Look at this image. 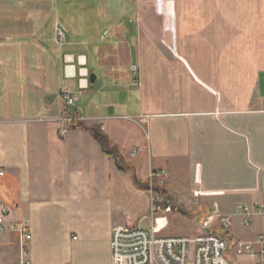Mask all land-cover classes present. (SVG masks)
Wrapping results in <instances>:
<instances>
[{"label":"crops","instance_id":"0c3cea01","mask_svg":"<svg viewBox=\"0 0 264 264\" xmlns=\"http://www.w3.org/2000/svg\"><path fill=\"white\" fill-rule=\"evenodd\" d=\"M70 118L99 126L128 169ZM0 172V264H21L22 246L31 264H113L114 227L154 224V172L164 199L204 202L200 234L214 206L260 216L264 0H0ZM171 214L161 235L188 236Z\"/></svg>","mask_w":264,"mask_h":264},{"label":"built area","instance_id":"2783aa9c","mask_svg":"<svg viewBox=\"0 0 264 264\" xmlns=\"http://www.w3.org/2000/svg\"><path fill=\"white\" fill-rule=\"evenodd\" d=\"M57 33L58 46L61 47L66 42V31L57 25ZM61 95L68 108L75 107L78 97L74 93L64 87ZM71 121L82 120L70 118ZM165 178L164 173L150 175L151 205L149 214L143 219L151 220L153 225L149 228L142 225L114 227L110 241L113 264H264V234H259L255 241L231 240L227 235L230 234L234 214H223L216 206L205 217L202 234L161 235L165 226L159 227L160 215L172 212L170 204L156 192V185H164ZM9 213V208L0 204V230H3ZM243 213L242 224L249 227V218L255 214L253 208L239 206L236 214ZM257 214L264 220V206L257 208ZM10 228L16 229L14 225ZM25 228L26 224H22V233ZM25 238L30 240L31 236L26 234ZM21 256V264H31L28 251L23 246Z\"/></svg>","mask_w":264,"mask_h":264},{"label":"rangeland","instance_id":"374dc122","mask_svg":"<svg viewBox=\"0 0 264 264\" xmlns=\"http://www.w3.org/2000/svg\"><path fill=\"white\" fill-rule=\"evenodd\" d=\"M71 3H74L75 0H68ZM164 187L162 186H157L156 185V192L161 195ZM236 197H228L224 198V200L229 201L230 205L229 207H232L234 205H237L238 202L235 200ZM223 199H218V201H222ZM255 205H260L264 203V200L261 197H253L251 200ZM205 205L204 202L202 201H192L191 203V216H184L179 213L178 215L171 214V230L174 232H177L178 234L181 235H188V236H195L200 234L201 231V220L199 218H195L194 215L197 214L196 210L198 207ZM195 209V210H193ZM200 215H198L199 217ZM242 216L236 215L231 224H230V234L231 236H228L231 238V240L235 241L237 239H248L249 237H254L258 234H264V220L258 216V215H253L249 218V221L251 225L249 227H246L242 224ZM166 227V226H165ZM164 227V228H165ZM229 234V235H230Z\"/></svg>","mask_w":264,"mask_h":264},{"label":"trees","instance_id":"16d2710c","mask_svg":"<svg viewBox=\"0 0 264 264\" xmlns=\"http://www.w3.org/2000/svg\"><path fill=\"white\" fill-rule=\"evenodd\" d=\"M70 128L71 129H82V130H86L88 132H90L93 137L98 141V143L100 144V146L102 147L103 151L105 154H107L110 157H113L119 168L121 170H127L128 167L126 165V160L124 158V155L119 151V149L114 146L109 137L103 132V130L99 127V126H88L85 122L82 121H71L70 122ZM138 184L141 187L142 184L140 182H138ZM148 188V186H147ZM163 193V191H162ZM161 193V194H162ZM166 201L170 204L172 211L179 213L181 215L184 216H191V212L188 211L187 209H185L184 207L180 206L177 201H175L173 198H171V196H165Z\"/></svg>","mask_w":264,"mask_h":264},{"label":"bare ground","instance_id":"6f19581e","mask_svg":"<svg viewBox=\"0 0 264 264\" xmlns=\"http://www.w3.org/2000/svg\"><path fill=\"white\" fill-rule=\"evenodd\" d=\"M165 223H166L165 220L160 219V220H159V227H164V226H165Z\"/></svg>","mask_w":264,"mask_h":264},{"label":"water","instance_id":"95a60500","mask_svg":"<svg viewBox=\"0 0 264 264\" xmlns=\"http://www.w3.org/2000/svg\"><path fill=\"white\" fill-rule=\"evenodd\" d=\"M91 81L95 82L96 81V76L95 75H91Z\"/></svg>","mask_w":264,"mask_h":264}]
</instances>
